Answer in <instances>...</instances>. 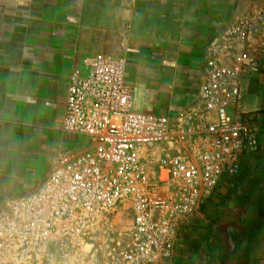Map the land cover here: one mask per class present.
Returning <instances> with one entry per match:
<instances>
[{"label":"crops","instance_id":"crops-1","mask_svg":"<svg viewBox=\"0 0 264 264\" xmlns=\"http://www.w3.org/2000/svg\"><path fill=\"white\" fill-rule=\"evenodd\" d=\"M242 17L256 32L230 62L259 147L180 226L166 262L264 264V0H0V204L34 188L62 150L84 145L61 128L68 77L83 58L124 57L133 108L173 118L199 106L207 50Z\"/></svg>","mask_w":264,"mask_h":264},{"label":"built area","instance_id":"built-area-1","mask_svg":"<svg viewBox=\"0 0 264 264\" xmlns=\"http://www.w3.org/2000/svg\"><path fill=\"white\" fill-rule=\"evenodd\" d=\"M255 32L247 17L225 29L207 50L199 106L173 118L133 108L124 57L83 58L68 77L61 128L85 143L62 150L34 188L0 204V264H70L96 226L122 210L129 241L107 264L170 258L180 226L259 147L258 118L238 110L243 91L230 62ZM245 61L257 69L255 56Z\"/></svg>","mask_w":264,"mask_h":264},{"label":"rangeland","instance_id":"rangeland-1","mask_svg":"<svg viewBox=\"0 0 264 264\" xmlns=\"http://www.w3.org/2000/svg\"><path fill=\"white\" fill-rule=\"evenodd\" d=\"M130 227L129 211L108 215L91 232L89 244L70 264H107L110 256L128 243ZM166 260L160 264H168Z\"/></svg>","mask_w":264,"mask_h":264}]
</instances>
